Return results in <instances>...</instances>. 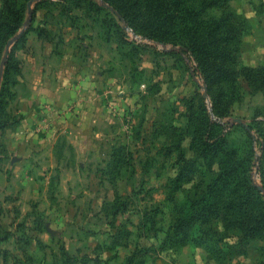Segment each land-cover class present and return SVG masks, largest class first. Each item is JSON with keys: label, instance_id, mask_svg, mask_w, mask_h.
I'll use <instances>...</instances> for the list:
<instances>
[{"label": "rangeland", "instance_id": "obj_1", "mask_svg": "<svg viewBox=\"0 0 264 264\" xmlns=\"http://www.w3.org/2000/svg\"><path fill=\"white\" fill-rule=\"evenodd\" d=\"M9 1L20 19L0 27V264H127L141 248L133 264L261 261L264 228L242 230L264 221V0H160L179 7L175 24L157 23L153 0ZM225 26L239 31L231 54L199 47L202 71L191 29ZM203 197L214 214L191 213Z\"/></svg>", "mask_w": 264, "mask_h": 264}, {"label": "trees", "instance_id": "obj_2", "mask_svg": "<svg viewBox=\"0 0 264 264\" xmlns=\"http://www.w3.org/2000/svg\"><path fill=\"white\" fill-rule=\"evenodd\" d=\"M105 1H107L108 3H110V4H112L113 2L111 1V0H105ZM136 2V4H139V2H140V0H135ZM154 2H156L157 3V6L158 7H161V8H163L162 7V2H160V0H153ZM161 1H163V0H161ZM185 1H187V0H185ZM185 2L184 1H182V0H180V3H179V5H183ZM170 4H172L171 2H167V3H165L164 5H165V8H163V9H165V10H163V11H160V13L157 15H155V17H156V20H157V23L158 24H161L162 22H161V20H160V16H162V13H164V15H163V18L165 19V21H164V24H167V23H171V24H175V22H174V18H176V17H178V16H176V11H179V7H177L176 8V10H174V12H172L171 10H169L170 9ZM9 5H10V1L9 0H3V10H2V18H0V27H2L3 26V22L4 21H6L7 22V20H8V18L10 17V14L9 13H11V16H14V14H15V17H17L18 18V20L20 19V14L17 12V11H15V12H13V10H10L9 9ZM185 5H187L186 7H187V10H186V12L184 13V16H185V18H182V19H184V20H187L188 18V16H187V14H194L195 13V11H194V9L192 8V6H189L188 4H185ZM124 7V6H123ZM5 8H6V11H4L5 10ZM116 9V11L117 12H119L120 13V17H121V19L122 20H124V21H126V23H128V25L131 27V28H133L132 30L133 31H135V32H137V30L134 28V26H133V24L131 23V21L129 20V18H128V16H127V14L123 11V9L122 8H115ZM150 9V8H149ZM217 20H211V23L213 24V23H215V25L214 26H218L217 25ZM224 24H221V26H223ZM17 26V28H13V29H11V33H15V32H17L18 31V29H19V27H20V24H17L16 25ZM128 27V26H127ZM193 28V27H192ZM216 28V27H215ZM188 30H189V33H190V27H188ZM192 30V32H194L197 36L198 35H201V34H203V37H204V39L202 40V43L201 44H198L197 42H194V45L195 46H198V50L195 48V46L193 47H191V49L189 48V51H190V54L191 55H194V58L197 60V62H198V65H200V66H202V71H203V65L205 64V62H206V60H207V51H205V50H200V48L199 47H206V49H209V54H210V56H212V58L214 59L215 57H216V54L220 51V50H223V51H225V55H228V54H231V50H230V48L228 47V45H229V41L230 40H233L234 39V37L238 34V30H237V28H235V27H232V26H225V28L224 29H218V31H215V29L213 28H207V29H205L204 31H199L198 29H191ZM3 30H1V32H2ZM0 32V33H1ZM162 41H166V40H162ZM224 42V44H222ZM221 44V45H220ZM219 47V48H218ZM7 60H6V66H8L9 65V62H10V60H9V57L7 56V58H6ZM8 72H9V69H5V71H4V76H3V78H5V77H7V75H8ZM221 139H224V138H221V136H219V135H217V136H215V137H213V139H212V143H220L221 141ZM216 147H217V145H216ZM261 163V162H260ZM227 176H229V174L227 173L226 174ZM245 178H246V176H245ZM230 180V179H229ZM224 181V178H223V174L222 173H220V174H218L217 175V178L215 179V181H214V184L213 185H218L220 182H223ZM248 182H249V180H247ZM232 182V181H231ZM236 182H237V180H236ZM235 182V183H236ZM248 182H247V185H248ZM249 187L251 186V189L253 188V189H257L256 188V186H254V185H252L250 182H249V185H248ZM206 193H207V195L208 196H210V195H212V189H211V185H209V186H207V188H206V191H205ZM202 203V205H201V207H200V209H199V213L200 214H203V215H205V214H207L208 212H210V213H213L214 214V206H213V204L212 203H210L209 201H207L206 199H205V197H203L202 199H200L199 201H196V200H194L192 203H191V205L190 206H192V207H194L195 208V210L193 211V212H191V213H195L196 212V206L197 205H200ZM233 206H236V205H233ZM229 208H231L230 206H229ZM119 211V210H118ZM117 211V212H118ZM183 219V218H182ZM182 219H181V221H182ZM190 219H188V220H183L181 223L182 224H180V228L182 227V226H184V228H183V231L181 232V236H180V238H179V242H180V244H186V243H188V228H185V227H188L189 226V224H190ZM247 223V222H246ZM255 224H256V227L255 226H252V225H249L246 229H243L242 230V235L243 236H245V237H247V239H250V238H255V237H258V236H256V229H258V228H264V221H262L260 218H257L256 219V221L254 222ZM178 227V228H179ZM181 228V229H182ZM176 234V233H175ZM175 234H174V236H175ZM232 244H229V246L227 247L228 249L229 248H232ZM149 249L150 248H141V249H139V250H137V252H136V254L135 253H132L130 256H128V262H127V264H133V259H134V257H135V255H139V254H141V253H139V252H148L149 251ZM241 251H243L244 252V247L242 248V250ZM74 257H71V256H67L66 257V260H67V262H68V264H72V261L74 260L73 259ZM90 260L91 261H93V263L94 264H101L102 262H100V260L98 261V259H93V258H90ZM136 264V263H135ZM137 264H142V260L141 261H138L137 262ZM143 264H144V261H143ZM253 264H264V258L261 260V261H258V262H255V263H253Z\"/></svg>", "mask_w": 264, "mask_h": 264}, {"label": "water", "instance_id": "obj_3", "mask_svg": "<svg viewBox=\"0 0 264 264\" xmlns=\"http://www.w3.org/2000/svg\"><path fill=\"white\" fill-rule=\"evenodd\" d=\"M33 1H34V0H30V1L28 2V11H29V12H31ZM21 32H22V30H20V32H19L18 35H20ZM18 35H17V36H18ZM17 36H16V37H17ZM16 37H15V38H16ZM15 38L10 39V40L8 41L7 46H6V50H5V52H4V58H3L4 60H6L7 55H8V52H9V46H10L11 42H12ZM235 120L238 121V122H242V119H241V118H236Z\"/></svg>", "mask_w": 264, "mask_h": 264}, {"label": "crops", "instance_id": "obj_4", "mask_svg": "<svg viewBox=\"0 0 264 264\" xmlns=\"http://www.w3.org/2000/svg\"><path fill=\"white\" fill-rule=\"evenodd\" d=\"M161 261L164 262V264H166L168 262L170 263L171 260L168 261V259L165 258V259L158 260V263H161ZM193 264H197L195 260L193 261Z\"/></svg>", "mask_w": 264, "mask_h": 264}]
</instances>
